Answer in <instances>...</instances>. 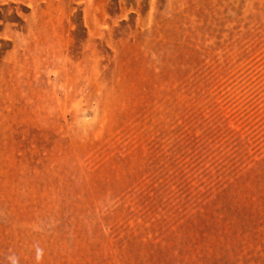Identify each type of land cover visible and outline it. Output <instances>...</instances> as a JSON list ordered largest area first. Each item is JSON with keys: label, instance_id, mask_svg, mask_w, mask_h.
<instances>
[{"label": "rangeland", "instance_id": "374dc122", "mask_svg": "<svg viewBox=\"0 0 264 264\" xmlns=\"http://www.w3.org/2000/svg\"><path fill=\"white\" fill-rule=\"evenodd\" d=\"M0 264H264V0H0Z\"/></svg>", "mask_w": 264, "mask_h": 264}]
</instances>
